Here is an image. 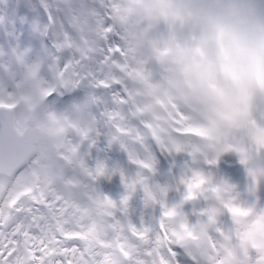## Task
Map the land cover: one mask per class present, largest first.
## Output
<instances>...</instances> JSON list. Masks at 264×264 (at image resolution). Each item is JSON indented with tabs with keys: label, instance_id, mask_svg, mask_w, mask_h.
Instances as JSON below:
<instances>
[{
	"label": "rangeland",
	"instance_id": "1",
	"mask_svg": "<svg viewBox=\"0 0 264 264\" xmlns=\"http://www.w3.org/2000/svg\"><path fill=\"white\" fill-rule=\"evenodd\" d=\"M4 1L9 13L5 23L12 35L5 48L0 46V58L7 72L6 79L0 78V86L11 90L15 84H21L19 104L25 121L26 112L34 106L30 96L33 87L45 95L50 74L55 72L59 78L57 69L78 55L83 42H88L89 50L93 51V45L106 46L105 34L114 36L118 52L108 54L105 71L114 86L125 94L126 103L116 102L114 89L107 88L102 94L103 90L94 88V83L89 81L85 82L86 92L81 98L67 103L50 96L36 104L42 122L57 130L66 121L82 128L95 122L99 127L101 111L119 113L130 134L118 136L111 145L108 140L112 130L107 124L103 126V138L90 152L89 141L81 143L75 132L69 134L73 143L80 144L81 154L88 153L85 156L88 166L94 168L97 160L104 161L109 169L120 168L132 178L138 169L129 163L128 152L134 153L154 169L148 174L150 186L156 192L160 188L168 189L169 207L184 198L182 190L177 191L180 178L189 169H198L203 179L189 196L194 207L188 208L185 203L178 213L175 211L169 219L171 232L164 242L175 243L179 231L196 236L193 213L206 208L202 212L212 219L214 231L208 233L199 251L195 248L197 242L188 241L190 245L185 250L188 257L183 259L188 264H250L256 251L264 249V96L256 95L241 107L239 94L213 101L184 81L178 53L197 37L179 21L162 15L176 0H0V9ZM25 8L29 11L26 16L30 28H36L39 40L46 44L43 51L49 70L36 78L32 72L22 82L35 65V53L30 50L29 41L18 40L14 34L17 19ZM10 53H14L11 61ZM93 64L98 74L104 71L102 62L93 58ZM10 82L14 83L13 87ZM143 120L169 124L179 129L180 135L166 143L164 137L144 128ZM172 140L181 147H189L198 159L193 163L187 152L171 149ZM208 161L217 163L210 165ZM71 175L70 171L64 173L65 178ZM225 184L228 187L219 193L210 190ZM94 189L116 201L125 191L119 172L111 178L97 179ZM77 203L86 204V198L79 197ZM161 213L160 205L145 204L144 193L138 190L127 214L115 215L121 229L126 231L129 224L155 229ZM107 221V209L95 204L89 221L95 225L94 238L112 236Z\"/></svg>",
	"mask_w": 264,
	"mask_h": 264
},
{
	"label": "snow or ice",
	"instance_id": "2",
	"mask_svg": "<svg viewBox=\"0 0 264 264\" xmlns=\"http://www.w3.org/2000/svg\"><path fill=\"white\" fill-rule=\"evenodd\" d=\"M104 41L106 46L93 45V51L89 50L88 42H83L78 55L57 69V87L45 85L46 97L63 92L61 84L71 86V83L92 81L99 87L114 89L116 102L125 104V94L114 86L105 71L106 57L118 52V42L110 34L104 35ZM93 58L102 62V73H97ZM33 71L35 68L29 70L22 82ZM20 87L19 83L11 90L0 86V264H188L183 259L188 257L183 246L164 242V237L171 232L169 219L177 205L169 207L166 203L167 188L156 192L150 186L148 174L154 171L152 165L129 151V163L138 169L132 178L120 168L109 169L104 161L97 160L94 168L89 167L85 162L88 153L81 154L80 144L69 138L75 132L81 143L89 141L90 152L103 138V126L107 124L112 130L108 140L111 145L118 136L130 134L124 118L119 113L105 111L100 113L99 127L92 122L87 128L66 121L59 129L61 141L53 145L39 132L25 127L19 104ZM143 126L164 137L166 143L180 135L179 129L169 124L143 120ZM169 147L176 152H187L193 163L198 159L189 147H181L176 140ZM208 163L215 165L217 161ZM65 171L72 175L65 178ZM117 172L125 189L119 201L94 189L97 179L111 178ZM202 179L200 171L193 167L180 178L177 191L182 190L181 197L187 199ZM227 187L225 184L210 190L219 193ZM138 190L143 191L145 204L160 205L161 216L155 229L129 224L126 231L122 230L115 213L127 214ZM79 197L86 198L87 203H77ZM97 203L107 209V223L112 233L107 239L94 238L95 225L89 222ZM250 264H264V249L256 251Z\"/></svg>",
	"mask_w": 264,
	"mask_h": 264
},
{
	"label": "clouds",
	"instance_id": "3",
	"mask_svg": "<svg viewBox=\"0 0 264 264\" xmlns=\"http://www.w3.org/2000/svg\"><path fill=\"white\" fill-rule=\"evenodd\" d=\"M165 18L197 39L179 53L184 81L209 99L264 96V0H176Z\"/></svg>",
	"mask_w": 264,
	"mask_h": 264
},
{
	"label": "bare ground",
	"instance_id": "4",
	"mask_svg": "<svg viewBox=\"0 0 264 264\" xmlns=\"http://www.w3.org/2000/svg\"><path fill=\"white\" fill-rule=\"evenodd\" d=\"M5 3H3V5L5 6V8H4V10L6 11V14L8 15L9 13H8V6L6 5V1H4ZM39 10L41 11L42 9L41 8H39ZM29 13V11H28V9L27 8H25V10H24V13L22 14V16L21 17H19L18 19H17V23H16V26H18V24H19V27H21L22 26V28H23V30L26 28L27 29V25H28V18H27V14ZM27 15V16H26ZM3 17H4V14H2L1 13V16H0V29L2 30V32H1V36L3 37V38H6V35L4 34V32H3V21H2V19H3ZM8 17V16H7ZM35 27H37V25H35ZM5 28V27H4ZM15 34V33H14ZM19 34V33H18ZM38 33H37V31H36V28H34V29H32V28H30V35H32V37H34L33 38V42L36 44V43H42L43 41H40L39 39H38V35H37ZM9 35H12V32H7V39L9 38V37H11V36H9ZM9 36V37H8ZM20 36V35H19ZM32 42V43H33ZM0 44H1V42H0ZM2 46V45H1ZM41 46H43V43L41 44ZM3 55V54H2ZM1 55V56H2ZM9 55H12V57H13V55H14V53H12V54H9ZM10 62V61H9ZM1 68V67H0ZM34 68H35V71H33V75H34V78H36V76H38V73H37V71H40V69H41V63H40V61L38 62L37 60H36V63H35V65H34ZM2 70H3V68H2ZM2 70H0V72H3ZM1 74V73H0ZM58 80H59V78L57 77V75L55 74V73H51L50 74V86L53 88V89H55L57 86V82H58ZM1 81V80H0ZM2 82V81H1ZM35 79H33L32 80V86H34V84H35ZM89 81H87V83H88ZM86 83V84H87ZM85 84V86H84V88H83V90L82 91H77L76 89H74V91H73V95H72V97L70 98V99H68V100H63L64 102H70L73 98H77V96L78 95H80V94H83V93H85L86 92V87H87V85ZM74 85V84H73ZM93 87L94 88H100L101 90H103V94L105 93V91H106V89L107 88H103V87H99V86H97L95 83L93 84ZM30 96L33 98V108H35V109H38L39 108V106H37L36 107V104H38L39 102H41V100H42V98L44 97V95H41V94H39V93H37V90H35V88L33 87L32 88V91H31V94H30ZM84 96H85V94H84ZM86 97V96H85ZM58 99H60V93H58ZM61 101H62V99H61ZM40 105V104H39ZM32 107H31V109H33ZM30 109V110H31ZM29 111V110H28ZM27 113V112H26ZM36 115H37V120H38V122H40L41 124H42V127L44 128V130H45V133H46V136H49V135H51V134H59V135H61L62 136V133L59 131V130H57V128H55V127H49V126H46L43 122H42V118H41V114H40V112H38V113H35ZM22 116H23V120H24V122H25V117H24V113L22 112ZM229 171H231L232 169L231 168H229L228 169ZM220 213V212H219ZM183 234H186V231H182V233H180L179 235H178V239L181 237V236H183ZM211 242H212V238H210V245L209 246H211ZM210 249V248H209ZM188 253V252H187Z\"/></svg>",
	"mask_w": 264,
	"mask_h": 264
},
{
	"label": "water",
	"instance_id": "5",
	"mask_svg": "<svg viewBox=\"0 0 264 264\" xmlns=\"http://www.w3.org/2000/svg\"><path fill=\"white\" fill-rule=\"evenodd\" d=\"M83 84H84V82H79V84H78L79 90L82 89ZM60 87H62L64 89V91H63L64 97H69L71 95V86H69L68 83L61 84ZM25 127L29 130H34L36 132H39L41 135H43L45 137L44 130L40 126L37 125L36 117L34 116V114H31V113L29 114ZM48 141L51 144L55 145L61 141V136L60 135L51 136L48 138ZM189 206L194 207V203L190 202ZM193 217L195 220V227H196V231H197L196 236L197 237L196 236L195 237L190 236V237L182 238L181 246L186 247V243L188 241L193 240V241L198 243V245L195 246V248L197 251H199V250H201V248L206 243L208 233L212 232V230L214 229V224H213L212 220L210 218H208L206 216V214L203 213L202 211L194 212Z\"/></svg>",
	"mask_w": 264,
	"mask_h": 264
}]
</instances>
